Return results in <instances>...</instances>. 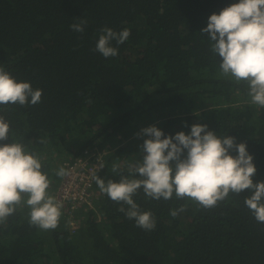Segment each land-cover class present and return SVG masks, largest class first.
Listing matches in <instances>:
<instances>
[{
  "label": "trees",
  "instance_id": "trees-1",
  "mask_svg": "<svg viewBox=\"0 0 264 264\" xmlns=\"http://www.w3.org/2000/svg\"><path fill=\"white\" fill-rule=\"evenodd\" d=\"M239 0H0V67L17 82L41 89L36 105H0L9 139L40 157L54 197L65 158L88 147L107 152L99 177L132 176L141 159V129L190 134L194 124L245 143L264 181V107L251 102L247 82L224 75L201 30L208 18ZM86 21L83 33L70 25ZM131 35L111 42L118 55L95 51L101 29ZM235 156V151L230 152ZM117 171L113 172V166ZM96 188H99L96 184ZM102 197L78 215L76 233L62 213L54 230L29 223L23 202L0 223V264H264V223L230 192L212 208L191 199L133 197L156 221L136 226ZM185 207L176 217L170 213Z\"/></svg>",
  "mask_w": 264,
  "mask_h": 264
},
{
  "label": "clouds",
  "instance_id": "clouds-1",
  "mask_svg": "<svg viewBox=\"0 0 264 264\" xmlns=\"http://www.w3.org/2000/svg\"><path fill=\"white\" fill-rule=\"evenodd\" d=\"M86 21L70 25L72 31L83 33ZM210 38L211 50L220 60V69L237 82L249 86L251 102L264 107V0H239L213 13L207 27L201 30ZM95 51L103 57H115L118 49L131 35L125 28L119 33L111 28L101 29ZM42 90H34L28 82H17L0 67V105H36L41 102ZM10 126L0 116V141L9 139ZM144 139L141 159L132 165V176H122L118 182L94 175L100 191L112 201L126 205L118 210L134 220L137 227L151 231L156 226L150 211L142 212L133 197L143 190L148 198L169 200L188 198L203 208H212L230 192L251 195L244 203L258 223H264V181L254 183L257 169L245 143L237 144L234 137H220L207 125L194 124L190 134L178 132L165 136L156 126L136 134ZM235 151L237 155L230 154ZM113 166V172L117 171ZM56 175L68 172L61 167ZM50 180L42 171L40 157L18 142L0 143V223L16 211L22 202L29 207V223L42 230L57 228L62 205L47 191ZM185 207L171 211L176 217Z\"/></svg>",
  "mask_w": 264,
  "mask_h": 264
},
{
  "label": "built area",
  "instance_id": "built-area-1",
  "mask_svg": "<svg viewBox=\"0 0 264 264\" xmlns=\"http://www.w3.org/2000/svg\"><path fill=\"white\" fill-rule=\"evenodd\" d=\"M106 165L107 152L97 146L88 147L80 156L64 160L68 175L62 177L54 197L62 205L61 212L70 216L73 234L76 233L78 215L94 210L102 197L93 176H99Z\"/></svg>",
  "mask_w": 264,
  "mask_h": 264
}]
</instances>
